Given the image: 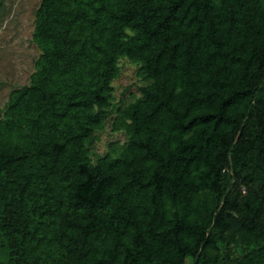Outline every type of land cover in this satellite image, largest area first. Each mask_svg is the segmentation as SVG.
I'll return each mask as SVG.
<instances>
[{
  "label": "trees",
  "instance_id": "16d2710c",
  "mask_svg": "<svg viewBox=\"0 0 264 264\" xmlns=\"http://www.w3.org/2000/svg\"><path fill=\"white\" fill-rule=\"evenodd\" d=\"M0 111V264H264V0H40ZM141 96L95 161L120 60Z\"/></svg>",
  "mask_w": 264,
  "mask_h": 264
},
{
  "label": "rangeland",
  "instance_id": "374dc122",
  "mask_svg": "<svg viewBox=\"0 0 264 264\" xmlns=\"http://www.w3.org/2000/svg\"><path fill=\"white\" fill-rule=\"evenodd\" d=\"M40 0H0V111L4 109L11 91L28 84L35 70L40 49L33 42L35 12ZM145 81L138 75V65L127 58L120 60L119 75L113 81L114 112L97 130L90 144L95 161L106 153L116 154L127 141L126 130L117 126L119 108L141 96ZM188 264H193L189 261Z\"/></svg>",
  "mask_w": 264,
  "mask_h": 264
}]
</instances>
